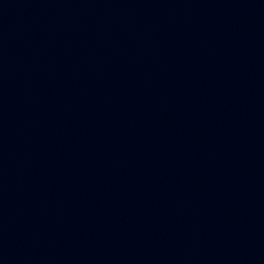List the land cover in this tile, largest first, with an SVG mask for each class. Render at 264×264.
I'll use <instances>...</instances> for the list:
<instances>
[{
  "label": "water",
  "instance_id": "95a60500",
  "mask_svg": "<svg viewBox=\"0 0 264 264\" xmlns=\"http://www.w3.org/2000/svg\"><path fill=\"white\" fill-rule=\"evenodd\" d=\"M264 0H0V264H263Z\"/></svg>",
  "mask_w": 264,
  "mask_h": 264
}]
</instances>
